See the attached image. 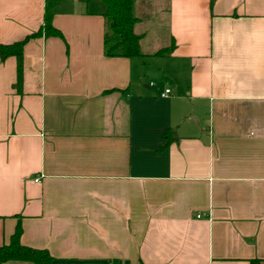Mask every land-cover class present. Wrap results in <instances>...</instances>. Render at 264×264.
Wrapping results in <instances>:
<instances>
[{
  "label": "crops",
  "instance_id": "0c3cea01",
  "mask_svg": "<svg viewBox=\"0 0 264 264\" xmlns=\"http://www.w3.org/2000/svg\"><path fill=\"white\" fill-rule=\"evenodd\" d=\"M155 1L132 0L144 57L104 54V2L59 0L20 84L0 59V246L19 222L53 264H264V0ZM44 4L0 0V44Z\"/></svg>",
  "mask_w": 264,
  "mask_h": 264
},
{
  "label": "trees",
  "instance_id": "16d2710c",
  "mask_svg": "<svg viewBox=\"0 0 264 264\" xmlns=\"http://www.w3.org/2000/svg\"><path fill=\"white\" fill-rule=\"evenodd\" d=\"M106 5L105 32L103 37V51L108 57H144L140 50L141 35L134 32V25L138 18L132 11V0H100ZM59 0H45L43 23L34 33L25 36L22 40L0 44V59L8 56H14L17 61L16 77L17 83L22 80V57L24 44L33 37L44 35L45 37L62 38L60 30L55 28L52 23L54 7ZM174 48L171 42L167 47L158 49L153 56H167ZM172 130L164 134L166 144L175 139ZM164 145V146H165ZM22 228L20 223L16 224L14 232L11 234L9 241L0 246V264L6 261L20 260L32 264H53V258L46 249H39L25 246L21 243L20 237ZM251 264H260L252 261Z\"/></svg>",
  "mask_w": 264,
  "mask_h": 264
},
{
  "label": "rangeland",
  "instance_id": "374dc122",
  "mask_svg": "<svg viewBox=\"0 0 264 264\" xmlns=\"http://www.w3.org/2000/svg\"><path fill=\"white\" fill-rule=\"evenodd\" d=\"M153 6H149V7H145L144 8V14H151L157 11L158 7H161V4L158 1L153 0ZM152 7V8H151ZM152 20V18H151ZM163 21H164V15H158V18L156 20H152L150 21V23H153L152 29L154 31V33H156L157 35H159L160 37V41L161 43H163L162 41H164V39H166L165 37V29L163 26ZM148 24V23H147ZM145 24V25H147ZM151 24H149L148 26H151ZM153 34V32H152Z\"/></svg>",
  "mask_w": 264,
  "mask_h": 264
},
{
  "label": "built area",
  "instance_id": "2783aa9c",
  "mask_svg": "<svg viewBox=\"0 0 264 264\" xmlns=\"http://www.w3.org/2000/svg\"><path fill=\"white\" fill-rule=\"evenodd\" d=\"M169 92H170L169 89H165L164 92L161 93V96H165V95H167ZM34 181H35V182H39V178H35Z\"/></svg>",
  "mask_w": 264,
  "mask_h": 264
}]
</instances>
